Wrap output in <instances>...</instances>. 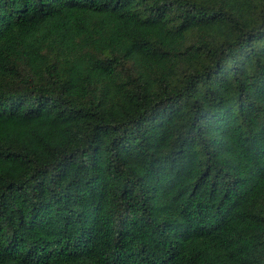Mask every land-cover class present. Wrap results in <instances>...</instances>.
<instances>
[{
	"label": "trees",
	"instance_id": "16d2710c",
	"mask_svg": "<svg viewBox=\"0 0 264 264\" xmlns=\"http://www.w3.org/2000/svg\"><path fill=\"white\" fill-rule=\"evenodd\" d=\"M0 264H264V0H0Z\"/></svg>",
	"mask_w": 264,
	"mask_h": 264
}]
</instances>
